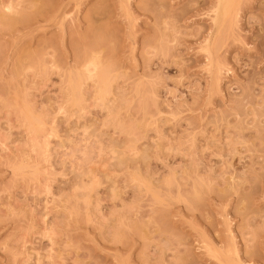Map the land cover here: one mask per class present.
Wrapping results in <instances>:
<instances>
[{"label": "rangeland", "instance_id": "obj_1", "mask_svg": "<svg viewBox=\"0 0 264 264\" xmlns=\"http://www.w3.org/2000/svg\"><path fill=\"white\" fill-rule=\"evenodd\" d=\"M0 264H264V0H0Z\"/></svg>", "mask_w": 264, "mask_h": 264}, {"label": "bare ground", "instance_id": "obj_2", "mask_svg": "<svg viewBox=\"0 0 264 264\" xmlns=\"http://www.w3.org/2000/svg\"><path fill=\"white\" fill-rule=\"evenodd\" d=\"M226 1H227V0H226ZM229 2H230V1H229ZM229 2H228V3H229ZM226 3H227V2H226ZM222 8H223V7H222ZM224 8H225V6H224ZM222 10H223V9H222ZM223 12H224V11H223ZM223 12H222V13H223ZM225 12H226V11H225Z\"/></svg>", "mask_w": 264, "mask_h": 264}]
</instances>
